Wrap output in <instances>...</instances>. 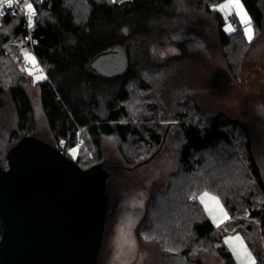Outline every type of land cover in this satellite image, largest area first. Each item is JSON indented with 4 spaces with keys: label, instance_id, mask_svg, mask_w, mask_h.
<instances>
[{
    "label": "trees",
    "instance_id": "16d2710c",
    "mask_svg": "<svg viewBox=\"0 0 264 264\" xmlns=\"http://www.w3.org/2000/svg\"><path fill=\"white\" fill-rule=\"evenodd\" d=\"M190 1L186 7L215 23L218 45L234 72L231 50L235 46L244 53L249 48L239 21L231 15L228 22L235 31L226 32V21L214 8L224 0ZM29 2L37 13L31 27L32 47L20 15L7 13L0 19V97L11 100L17 119L9 137H0V164L7 166L5 155L12 144L36 130L24 87L32 77L21 70L26 68L20 49L11 46L20 40L45 72V78L35 84L52 136L49 143L69 157L70 149L78 148L73 159L83 168L102 163L109 171L106 185L114 168L150 166L164 146L166 122L170 120L169 127L175 125L180 133L178 168L151 197L148 224L141 227V233L143 237L150 231L156 234L145 239L187 264H196L194 256L201 251L218 256L221 264H237L222 242V231L207 217L198 199H192L193 194L208 191L219 197L229 217L225 223L235 222L233 230H244L242 220L254 225L247 244L256 264H264V178L248 126L223 112L202 113L190 95L191 79L183 73L172 94V110H163L153 94L150 82L169 81L179 61L156 59L151 47L162 43L163 34L171 28L182 24L198 27L180 0ZM241 2L254 29L260 30L264 21L260 0ZM115 45L126 54L122 73L102 75L90 68L91 59ZM196 111L202 115L198 117ZM76 125L81 127L79 136ZM78 137L81 145H77ZM103 137L114 138L124 164L103 162ZM62 140L64 146H60Z\"/></svg>",
    "mask_w": 264,
    "mask_h": 264
},
{
    "label": "rangeland",
    "instance_id": "374dc122",
    "mask_svg": "<svg viewBox=\"0 0 264 264\" xmlns=\"http://www.w3.org/2000/svg\"><path fill=\"white\" fill-rule=\"evenodd\" d=\"M225 2L226 0L216 4L214 8H218ZM180 3L182 7H185L189 18L197 22L198 27L182 24L180 27L171 28L163 34L162 43L151 47L152 57L156 59L175 58L179 61L175 76L169 81L152 80L150 82L156 101L163 110H172L175 98L172 94L176 90L175 86L178 87V83L181 82V79L178 80V78H182V73L185 74V77L191 79V84H188L189 89L191 88L190 95L194 102L198 103L202 113L212 115L223 112L248 126L252 133L254 151L264 178V21L260 30H255L252 26L253 38L251 42L244 35L249 43V48L244 53L235 46L231 50L230 61L232 64L230 65L234 68V72H231L224 53L218 45L215 23L202 12H195L186 7L191 4L190 0H180ZM260 7L264 13V0H260ZM220 13L225 19L227 10ZM230 16L227 17V20ZM11 46L20 49L23 59L25 51L34 57L29 48L24 46V42L20 40L12 42ZM35 61L36 67H33L24 59L27 73L29 74L28 69L32 72L30 75L32 80L27 82L24 87L31 101L36 125L33 134L51 142L52 136L40 103L39 87L35 84L36 81H39L35 79V76L42 75L45 78V72L36 59ZM182 89L184 91V87ZM196 114L198 117L202 115L198 111ZM16 122L14 105L7 96H1L0 137L6 140L16 128ZM166 123L163 136L164 146L162 149V145L159 146L161 151L150 166H141L132 170L114 168L108 179L106 220L96 264H176L170 254L161 251L155 242L144 238L152 237L156 233L150 231L145 233L144 237L141 233V227L148 224L147 212L154 191L165 186L169 174L175 171L179 164L177 157L180 133L176 130L175 125L169 127L170 120ZM102 145L104 163L107 165L124 164L114 138L103 137ZM73 150H76L75 155H73ZM77 152L78 148H71L69 154L75 158ZM220 204L222 205L221 201ZM202 206L204 208L203 204ZM207 217L213 222L208 214ZM234 223L232 221L224 222L219 226V230L223 234V244L238 264L236 256L225 241L228 237L239 234L255 259L247 244V237L252 234L251 230L243 223L240 224L244 230H233ZM194 259L196 264H221L218 256L204 251L197 253Z\"/></svg>",
    "mask_w": 264,
    "mask_h": 264
},
{
    "label": "water",
    "instance_id": "95a60500",
    "mask_svg": "<svg viewBox=\"0 0 264 264\" xmlns=\"http://www.w3.org/2000/svg\"><path fill=\"white\" fill-rule=\"evenodd\" d=\"M126 65L120 45L89 62L102 75L120 74ZM5 159L7 166L0 164V264H96L106 220L105 166L83 168L31 134L12 144ZM239 223L255 230L249 220Z\"/></svg>",
    "mask_w": 264,
    "mask_h": 264
},
{
    "label": "snow or ice",
    "instance_id": "6c2138e0",
    "mask_svg": "<svg viewBox=\"0 0 264 264\" xmlns=\"http://www.w3.org/2000/svg\"><path fill=\"white\" fill-rule=\"evenodd\" d=\"M16 0H0V9H3L5 5L8 8H12L13 4ZM26 15L28 26H33L34 17L36 16V11L33 3L29 2V0H24V6L20 9ZM222 13L227 10L225 15V31L233 32L235 31V27L231 22H228L227 17L229 15H235L240 25L242 26L243 33L245 37L251 42L253 38V29L251 25V19L247 15L241 0H226L225 3H222L216 8ZM5 15V13L0 10V16ZM174 51V50H173ZM24 59L28 61L33 67H36L35 58L30 56L26 51L23 53ZM22 71L26 69H21ZM29 75L32 74L31 70L28 69ZM42 75L35 76L36 80L42 79ZM76 154V150H73V155ZM192 199H198L201 204L204 205V209L207 212L208 216L213 220V222L219 227L226 220L229 219L228 213L225 211L223 205L220 204L219 198L211 195L209 192L204 191L199 196L193 194ZM226 244L229 245L234 255L237 258L238 264H256L255 259L253 258L251 252L249 251L247 245L245 244L244 239L239 235L230 236L225 241Z\"/></svg>",
    "mask_w": 264,
    "mask_h": 264
},
{
    "label": "built area",
    "instance_id": "2783aa9c",
    "mask_svg": "<svg viewBox=\"0 0 264 264\" xmlns=\"http://www.w3.org/2000/svg\"><path fill=\"white\" fill-rule=\"evenodd\" d=\"M23 6H24V3L22 2V0H16V2L13 4V7L12 8H8L5 5V7L3 9H0V10H2L5 13V15L7 13H11L13 15L14 14L20 15V17L22 18V26H23V29H25L26 32H27V39H28V42H29V46L32 47V45L34 43V40H33L32 36H31V27L32 26L31 27L28 26L26 15L23 12H21V10H20ZM3 16H0V19ZM80 133H81V127L79 125H76V127H75V134L79 136ZM81 143H82V140H81L80 137H78V139H77V145H81ZM64 144H65V140H62L60 142V146H64Z\"/></svg>",
    "mask_w": 264,
    "mask_h": 264
},
{
    "label": "flooded vegetation",
    "instance_id": "af4514ba",
    "mask_svg": "<svg viewBox=\"0 0 264 264\" xmlns=\"http://www.w3.org/2000/svg\"><path fill=\"white\" fill-rule=\"evenodd\" d=\"M176 264H179L178 262H175Z\"/></svg>",
    "mask_w": 264,
    "mask_h": 264
},
{
    "label": "crops",
    "instance_id": "0c3cea01",
    "mask_svg": "<svg viewBox=\"0 0 264 264\" xmlns=\"http://www.w3.org/2000/svg\"><path fill=\"white\" fill-rule=\"evenodd\" d=\"M227 221V220H226Z\"/></svg>",
    "mask_w": 264,
    "mask_h": 264
}]
</instances>
